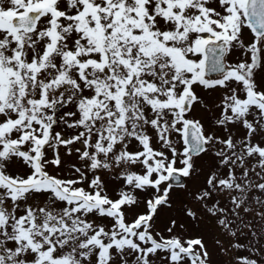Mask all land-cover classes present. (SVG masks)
Segmentation results:
<instances>
[{
    "label": "snow or ice",
    "instance_id": "1",
    "mask_svg": "<svg viewBox=\"0 0 264 264\" xmlns=\"http://www.w3.org/2000/svg\"><path fill=\"white\" fill-rule=\"evenodd\" d=\"M262 73L264 0H0V264H264Z\"/></svg>",
    "mask_w": 264,
    "mask_h": 264
},
{
    "label": "rangeland",
    "instance_id": "2",
    "mask_svg": "<svg viewBox=\"0 0 264 264\" xmlns=\"http://www.w3.org/2000/svg\"><path fill=\"white\" fill-rule=\"evenodd\" d=\"M245 36L246 37H251V33L248 32L247 30L245 31ZM240 56V53L239 51H234L227 59L229 62H235L236 59H238ZM264 74V73H262ZM197 109H199V106H197ZM202 115V113H201ZM76 162V157H75V154L70 158L69 160V163H75ZM182 199L178 196V195H175L174 196V208H178L180 206H182ZM173 216V212L172 210L170 209H167V208H164L161 210L160 212V217L159 219L157 220V228L158 229H163L165 228V226L167 225L169 219H171ZM205 219L207 220V217H205ZM186 223L190 224L191 222L190 221H185ZM203 230V235H204V240H205V243L206 245L208 246L209 250L210 251H217L215 249V245H214V233L216 231H218L217 229H215V225H214V222L212 225L208 226V227H205L204 225H201V229H195L193 228L192 231L193 232H199ZM213 259L216 260V261H222L224 258L223 257H220V256H217V255H214L213 256Z\"/></svg>",
    "mask_w": 264,
    "mask_h": 264
}]
</instances>
